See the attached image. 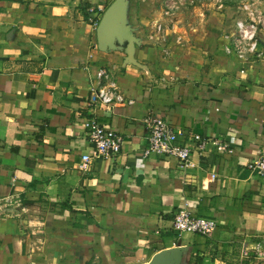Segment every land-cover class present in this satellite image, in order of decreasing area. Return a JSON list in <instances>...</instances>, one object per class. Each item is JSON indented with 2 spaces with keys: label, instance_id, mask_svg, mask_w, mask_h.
I'll use <instances>...</instances> for the list:
<instances>
[{
  "label": "crops",
  "instance_id": "obj_1",
  "mask_svg": "<svg viewBox=\"0 0 264 264\" xmlns=\"http://www.w3.org/2000/svg\"><path fill=\"white\" fill-rule=\"evenodd\" d=\"M113 1L0 0V264H146L175 247L181 264H264L241 255L264 244V178L248 169L264 150V54L226 52L231 8L183 10L190 32L164 43L154 0H129L143 68L126 64L98 48ZM112 83L124 102L92 106V90ZM148 116L207 141L193 166L144 158ZM89 120L124 146L83 170ZM183 211L216 220L215 232L180 234Z\"/></svg>",
  "mask_w": 264,
  "mask_h": 264
},
{
  "label": "built area",
  "instance_id": "obj_2",
  "mask_svg": "<svg viewBox=\"0 0 264 264\" xmlns=\"http://www.w3.org/2000/svg\"><path fill=\"white\" fill-rule=\"evenodd\" d=\"M161 18L155 22L154 34L158 41L164 43L174 38L177 42L182 41V35L178 33L184 26L178 16L188 5L213 6L218 10L225 8V0H159ZM239 17L235 22L234 32L231 36L230 46L226 52L238 59L246 60L249 57H261L264 54V0H237ZM92 12H94L92 10ZM108 72L101 70L99 77H107ZM89 102L92 106H112L115 103L124 102V98L117 94L114 83L110 86H100L92 90ZM133 104V101H129ZM148 131V145L145 149L144 158L152 156L172 157L179 161L181 168L193 166L191 158L193 148L203 151L207 141L199 135L186 136L185 132L173 127L162 117L148 116L144 119ZM90 134V146L92 154L83 156L81 169L87 170L95 160L116 159L122 152L124 140L121 134L115 130L101 126L96 120L85 123ZM189 137V138H188ZM234 143V139L230 140ZM248 169L255 175L264 178V150L259 157L251 161ZM216 178L215 175L212 176ZM173 228L180 234H192L208 236L215 232L217 221L204 216H195L189 212H180L174 217ZM244 258L264 261V244L257 243L254 248L243 250Z\"/></svg>",
  "mask_w": 264,
  "mask_h": 264
},
{
  "label": "water",
  "instance_id": "obj_3",
  "mask_svg": "<svg viewBox=\"0 0 264 264\" xmlns=\"http://www.w3.org/2000/svg\"><path fill=\"white\" fill-rule=\"evenodd\" d=\"M128 10L129 0H114L107 8L97 27L98 48L103 52H123L126 64L143 68L135 58L141 41L129 23ZM184 250L183 247L162 250L146 264H181Z\"/></svg>",
  "mask_w": 264,
  "mask_h": 264
},
{
  "label": "rangeland",
  "instance_id": "obj_4",
  "mask_svg": "<svg viewBox=\"0 0 264 264\" xmlns=\"http://www.w3.org/2000/svg\"><path fill=\"white\" fill-rule=\"evenodd\" d=\"M133 1V9L135 8H137V9H142V7H143V5L146 3V0H132ZM150 1H152V0H149V3L151 4V2ZM224 4H225V8L224 9H222V10H218L217 9V7L216 8H214L213 10H215L217 13H220V14H223L224 12H226L227 10H229L230 8H231V10H233L234 12H236V14L237 15H239L238 16V18L239 17H241V14L239 13V8H238V2H237V0H225L224 1ZM154 6L155 7H157V8H159V10H160V12H161V9H160V1L159 0H154ZM197 8H201V9H203V11H204V16H205V18H207V12H206V10L208 9V6L206 5V6H203L202 4L201 5H198L197 7H196V9ZM192 9H195V7H192V6H190V5H188L187 6V8H185L184 9V11H188V10H192ZM149 11H151V10H153V6H149V9H148ZM148 10H146L145 11V13H148L149 14V11ZM181 14L182 13H179V16H178V18L181 16ZM185 17V16H184ZM235 17H236V15H235ZM179 20H180V22L183 24V28H184V31H183V34H185L186 32L187 33H189L190 32V28H191V26H187L188 24L187 23H189L185 18H183V17H181V18H179ZM207 20V19H206ZM191 23V22H190ZM182 28V29H183ZM172 39H174V38H172Z\"/></svg>",
  "mask_w": 264,
  "mask_h": 264
}]
</instances>
